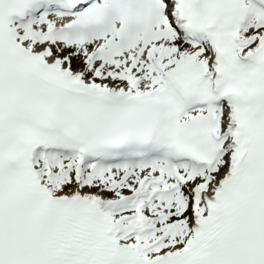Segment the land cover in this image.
<instances>
[{
	"label": "snow or ice",
	"instance_id": "snow-or-ice-1",
	"mask_svg": "<svg viewBox=\"0 0 264 264\" xmlns=\"http://www.w3.org/2000/svg\"><path fill=\"white\" fill-rule=\"evenodd\" d=\"M0 264H264V0H0Z\"/></svg>",
	"mask_w": 264,
	"mask_h": 264
}]
</instances>
